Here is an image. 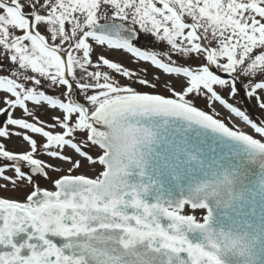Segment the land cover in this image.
Returning <instances> with one entry per match:
<instances>
[{
    "label": "snow or ice",
    "instance_id": "1",
    "mask_svg": "<svg viewBox=\"0 0 264 264\" xmlns=\"http://www.w3.org/2000/svg\"><path fill=\"white\" fill-rule=\"evenodd\" d=\"M0 264H264V0H0Z\"/></svg>",
    "mask_w": 264,
    "mask_h": 264
},
{
    "label": "rangeland",
    "instance_id": "2",
    "mask_svg": "<svg viewBox=\"0 0 264 264\" xmlns=\"http://www.w3.org/2000/svg\"><path fill=\"white\" fill-rule=\"evenodd\" d=\"M8 147L9 148H13L14 147V142H10L9 144H8ZM9 195H10V193H9ZM200 214V213H199Z\"/></svg>",
    "mask_w": 264,
    "mask_h": 264
}]
</instances>
